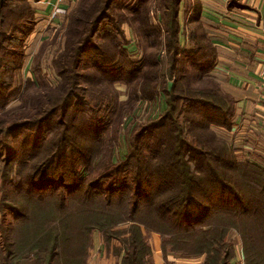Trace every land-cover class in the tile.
<instances>
[{"label":"rangeland","instance_id":"rangeland-1","mask_svg":"<svg viewBox=\"0 0 264 264\" xmlns=\"http://www.w3.org/2000/svg\"><path fill=\"white\" fill-rule=\"evenodd\" d=\"M27 1L34 11L32 29L21 40L20 47H17V54L13 55L15 66L8 71L4 69L0 71L4 76H7L8 83H10L8 88L0 89V103L4 102L5 99H10L9 104L0 106V142L6 137L7 146L11 148L22 146L21 150L18 151V156H14L15 163L24 164L28 156H30V159L34 158L35 163L44 159L43 174H46L47 177L61 175L62 179L52 185L41 184L39 186L35 185L36 188H34L26 184L25 180L20 184H18V181H15L17 184L13 183L12 178L5 181L0 173V206L3 204L2 197L4 196L7 199L4 206L0 207V248L11 243L13 247L11 251L13 252V249L15 250L18 247L21 253L22 247L28 245L31 248L24 249L22 254H29L30 259L35 261L39 254L35 251L26 252L25 250H32L35 246H45L47 249L44 252L43 263L50 249L47 233L54 229L57 232L58 239L60 235V240L59 247H54L56 255H53L54 263L52 264H80V257L82 256L85 259V264H120L119 252H117V246L115 247V245L122 244L121 238H123V241L127 239L129 231L135 229V227L141 230L148 244L149 242L150 245L152 244V237L155 235L160 239L161 244L160 234L154 231L149 232L145 226L151 228L156 224L153 220L156 205H152L151 202L157 193V188L167 187L176 181H181L180 172L176 169L171 170V167L176 165L175 159L180 161L179 157L182 159L184 155L185 158L189 159L191 152L188 153V151L191 146L209 149L211 145H216L213 142L217 138L226 140L220 132L222 131L220 127L213 124H210V128H212L213 134L216 135V139H213L211 134L212 140L210 139L207 132L208 123L209 118H214V115L209 112L212 111L209 106L207 105L205 108L202 104L194 105L191 101H188L191 97L205 99L209 97L206 103H210L211 101L214 102L212 99H215V96L213 98L203 96V94L210 93L209 89L212 87L211 80L213 79L204 77L199 79L195 73V67L187 61L184 52L192 48L189 46L190 44H186L188 41L185 39L189 31L194 32V40L198 38V33L204 31L206 18L202 19L201 9L204 6L205 8H208V6L217 7L222 4L223 0H177L180 1L179 17L182 24L178 35L179 42L182 44V48L186 47L177 55L166 47L167 38L170 37L168 35L170 31L168 22L170 12H163V7L169 6L168 0H154L156 2L150 0V19L153 24L160 25V29L155 35L148 32V38L144 37V33H138L141 27L140 22H132L130 19L133 18L130 16V12L124 10V7L127 8L138 0H120L117 1V4L114 3L115 5L111 9L113 20H120L121 15L130 17L125 18L128 21L122 25L124 28L123 38L126 37L124 42L130 41L128 44L129 49L138 48V52L135 51V58L140 57V59H143L147 55L153 57L154 54L157 58V65L151 71H146L148 76L151 74L156 77V74L161 70L165 74L171 60L176 62L173 64V69H171V75L166 76V80L163 78L160 85L159 82H156L159 85H157L158 93L153 97L147 96L145 98L140 93L136 96L131 95V91L128 89L134 83L128 85L124 81L128 74L127 68H111L109 66L107 70L110 68L111 70L107 76L113 79L112 84L96 83L99 77H95L96 72L91 69L96 61L101 60L97 58L93 48L89 49L86 53L88 58L85 57L84 59L86 65L78 69L83 79L76 82L79 91L82 93L81 102L83 105L78 108H69V111L74 109L69 112L70 114H76V118L81 119L72 121L73 125L67 133L68 136H71L70 140L67 141L73 140V143L81 141L82 144L86 142L87 146L79 148L77 151L70 146L71 149L64 153L57 162L52 157L54 153L52 155L42 153L39 144L35 145V148H31L30 142L36 132L34 128L20 130L23 131L20 133L12 131L8 133L6 126L17 122L16 120L23 117L32 115L34 112H39V109H42L45 105L49 107L55 100L58 102L61 99L60 96L69 87L68 80L64 81L63 84L59 83L61 78L57 77L55 72L62 70L64 73L67 70L64 50L67 48L66 43L69 38L67 36L71 29L68 15L77 6L78 0ZM158 1L160 2L158 6L161 15L162 13L166 14L161 16L162 20L160 17L159 20L154 12V8L158 7ZM192 7L195 11L200 12L199 17L192 16ZM55 8L64 9V12L60 13L58 17H51L50 13ZM2 15L5 19L10 17L7 10H4ZM108 37V32H104L102 35L98 34L95 36V43L101 45L107 41ZM155 40L158 41V45L155 44ZM172 46L174 45L172 44ZM15 48L16 45L13 49ZM60 57L64 59L62 69L54 65L55 59ZM7 58H10L8 54ZM171 88L174 91L175 99L172 102L174 107L171 110L172 113L168 116L166 115L167 97L164 89L169 91ZM217 90L220 91L218 87ZM105 97L109 98L107 100H110L111 103L107 109H104L101 103ZM18 102L20 104L15 107ZM39 104L45 105L38 108ZM88 108L92 112H89ZM204 115L206 116L204 117ZM63 118L60 111H56L49 116L41 127V134L44 132L42 136L49 135L52 130L59 127V122ZM65 118L67 122L70 119L69 114ZM215 118L219 119L217 114ZM172 122L174 125L171 124ZM4 127L6 128L4 129ZM81 133H84V135ZM178 135H180V140H178ZM81 136L85 137L80 139ZM158 141L165 142V146H160ZM145 142L149 143L144 146ZM0 146L3 145L0 144ZM142 146L144 148L142 156H140L139 147ZM158 150L163 155L162 161H159V164H161L160 171L163 175L158 176V178L151 174L147 176L145 170L151 166L152 161L143 153L148 155V151L157 152ZM2 152L4 151L2 150ZM236 155L239 159L241 158L240 153ZM39 156L40 158L37 159ZM193 157H195V160L192 163L197 167H201L202 157L199 156L198 158L195 154ZM2 159L0 158V165ZM244 159L250 163L247 158ZM204 168H208L206 163ZM126 169L130 170L135 181L137 178L138 180L140 178L146 179L144 185L141 184L138 188L139 195L145 193L146 196L139 199L138 206L140 208L133 215H131L130 208L132 206L134 184L131 181L126 183L127 180L121 177L123 172L127 171ZM108 171L114 172L106 177L105 174ZM114 176L117 178L116 181H120L119 184H111V179ZM237 177L240 178L239 174ZM218 185L219 183L215 184L212 189H207L208 187L204 189V192L209 196H213V198H216V196L223 197V202L214 200L213 206L224 213L216 218L219 214H217L216 209H213L211 214H215V216L211 217L209 221L227 222L228 224L240 226L249 232L252 225L253 230V225L257 224L251 223V221L258 222L259 217L251 214L250 211L255 209L258 212L261 209L258 193L248 191L243 185L237 183L238 186H234V188L237 189V192L242 193L240 194L241 197L244 195L246 199L237 206L229 194L218 190ZM223 193H225L224 196ZM249 193L254 194L255 200H249L246 197ZM15 202V207L22 216L9 210L11 205H15ZM253 216H255L254 220ZM176 221L179 222V220ZM231 231L230 239L235 245L234 248L241 253V261L244 264L243 243L241 246L235 231L233 229ZM105 232H108V234ZM83 243H86L84 253L81 250ZM251 248L258 251L259 255L262 254L264 259V241H260L258 237L251 244ZM239 253L238 255H240ZM174 256L175 258L187 257L192 259L200 256L204 258V254ZM150 261L154 264L153 256L150 257ZM195 261L197 260L195 259Z\"/></svg>","mask_w":264,"mask_h":264},{"label":"trees","instance_id":"trees-1","mask_svg":"<svg viewBox=\"0 0 264 264\" xmlns=\"http://www.w3.org/2000/svg\"><path fill=\"white\" fill-rule=\"evenodd\" d=\"M117 1L120 0H78L77 6H75L68 15L69 27H71V29L69 30V35L67 36L69 37L66 43L67 48L64 50L65 66L67 67V70L64 73L62 70L57 71L58 73L55 72L56 76L61 78L59 83L63 84L64 81L68 80L69 87L66 88L65 92L60 96L61 99L58 102L55 100L52 104H50L49 107H46L45 104H41L45 106H43L42 109H39V112H34L30 116L16 120L17 122L10 123L7 126L5 125L7 127L6 130L8 133H10V131L20 133L23 132L20 130H31L34 128L36 132L33 134L32 140L30 142L31 148H35L34 146L39 144L42 153H50L51 155L54 153L52 157L56 162L64 153L71 149L70 146H72L74 148L73 150L75 151L79 150V148L87 146L86 142L82 144L81 141L76 143H73V140L67 141L71 138V136H68L67 133L73 125L71 122L81 119L76 118V114H70L69 112L73 111L74 109L69 111V108H78L79 106L83 105L81 102L82 93L79 91V87L76 82L79 79H83L82 74L78 69L81 66L86 65L84 59L85 57L88 58L86 53L89 51V49L93 48L97 58L101 60L96 61L91 69L96 72L95 77H99V80L96 83H106L104 85H110L112 84L113 79L108 77L107 74L111 68H127L128 74L124 81L128 85L134 83L129 87L128 90L131 91V95L136 96L138 93H140L141 95L145 96V98L147 96L153 97V95L158 93L157 88L162 83V79L164 78V80H166L165 78L171 75V69H173V64L176 62L175 60H171V63L169 64L165 74L163 73V70L156 74V77L155 75L152 76L150 74L148 76L146 74V71H151L152 68L157 65V58L155 57V54L153 57L147 55V57L143 59H140V57L138 59L135 58V51L138 52V48L135 47L134 50L133 48L129 49L128 44L130 41L124 42L126 37L123 38L124 28L122 25L124 22L128 21V19L125 18L130 17L121 15L122 18L120 20H113L111 15V9L115 4H117ZM156 1L151 0V2ZM159 1L157 2V6L160 3ZM168 1L169 6L163 7V12H170V18L168 22L171 32L169 31L168 35L170 37L167 38L166 47L171 49L175 55H177L186 48H182V44L179 42L180 39L178 36L182 26L179 17L180 1ZM226 5L228 7H235L240 6L241 3L240 0H226ZM149 6L150 0H138L135 4L133 3L127 8L124 7L125 11L130 12V16L133 18L130 19L132 22H140L141 27L138 33H144L145 38H148V32L155 35V33H157V31L160 29V25L157 26L156 24H153L150 19L149 9H151V7L149 8ZM4 10L9 12V19L7 17L6 19L3 17L2 14H4ZM33 12L34 11L27 0H0V71L1 69L8 71L15 66L13 55L17 54V47H20L21 40L25 38V36L28 34V31L32 29L31 25L33 22ZM154 12L156 13L155 16L158 17L159 20L160 18L162 20L161 16L165 13H162L161 15L159 6L154 8ZM192 13L193 17L200 16V12L195 11L193 7L191 8V14ZM104 32H108L109 37L106 42L98 45L95 43V36L98 34L102 35ZM198 35V38L194 40V32L191 30L189 31L188 36L185 38L188 43H186V41L185 43L190 44L189 46L192 48L190 47L191 49H189V51H184L186 54L185 56H187V61H189L191 65L195 67V73L199 79L203 77L211 79L207 76V72L213 64L214 51L208 40L204 41L203 36L205 34L201 32L200 34L198 33ZM157 43L158 41L155 44ZM172 44L174 46H172ZM15 45L16 48L13 49ZM7 54L10 57L9 59H6ZM63 62L64 59L62 57L56 58L54 65L57 68L60 67L59 69H62L61 66ZM109 66H111V68L107 70ZM211 81L212 87L209 89L210 93L203 94V96H211L212 98L215 96V99L210 98L214 102L211 101L210 103H206L208 102L207 98L209 97H206V99L201 97H191V100L189 99L188 101H191V103L194 105L202 104L205 106V108L208 105L209 109L212 110L209 112L214 115V118H209L207 132L209 133V136L211 134L212 138L216 139V135L213 134L210 124L228 128L231 124L230 114L232 112V103L226 98L227 96L225 94L217 90V84L213 80ZM156 82H159V85L156 84ZM9 85L10 83H8L7 76H4L3 73H0V89H4L5 87L8 88ZM161 90L163 91L162 88ZM164 91L167 97L166 115L170 116L172 113L171 110L174 108L172 102H174L175 95L172 88L169 89V91L164 89ZM107 99L109 98L105 97L101 102L104 109H107L111 104L110 100ZM9 102L10 99H5L4 102L0 103V106H6L9 104ZM19 104L20 102H18L15 107H17ZM41 105L39 104L38 108H41ZM56 111H60L64 117L59 122V127L52 130L49 135L42 136L44 134V132L41 134V127L43 123ZM88 111L92 112L90 108H88ZM68 114L70 119H68L66 122L65 117ZM216 114L219 119L215 118ZM205 116L206 115H204V117ZM171 124L174 125L173 122ZM6 127H4V129ZM81 134L84 135V133ZM179 136L180 135H178V140H180ZM84 137L85 136H81L79 138L83 139ZM212 138L210 136L211 140ZM148 143L145 142L144 146H146ZM213 143L216 145H211V148L209 149H205V147L200 148L191 146L188 151V153L191 152V157L189 156V159H187V157L185 158V155L182 159L179 157L180 161L175 159L174 162L176 165H173L171 167L172 169H169H176L178 172H180L181 181H176L174 184L167 187L157 188V193L154 195L151 202L152 205H156L154 211L155 216L153 217V220L156 222V224L154 227L147 228L145 226V228L149 230V232L154 231L160 234V247L165 264H173L171 261L166 259V255L168 253L177 256H193L197 254H204L201 264H229L235 252V245L230 239V234L232 233L231 229H233L235 234L238 236L241 246L243 243L242 247L244 251V264H264L262 254L259 255L258 251L252 250L251 248V244L258 237L260 241H264V167H259L255 164L248 163L246 159H239L236 153H234L233 147H231L227 141L222 138H217ZM0 144L3 145L0 146V158L2 159L4 157L2 159V164L0 165V173L1 177L5 179V181L8 179L11 180L12 178L13 183L18 181V184H20L23 180H25L26 184L36 188L35 185H52L53 183H56L62 179L61 175H54L52 177L48 176V178L46 174H43L42 167L45 164L44 159H41L38 163H35L36 160H33L34 158L30 159V156H28V158L25 159L24 164L15 163L14 156H18V151L21 150L22 146L18 147L20 148L19 150L16 147L11 148L7 146L6 137H4V140L0 142ZM158 144L160 146L163 145V147L165 146V142L162 141H158ZM144 146L139 147L140 156H142V150ZM2 150L4 152H2ZM194 154L198 156V158L199 156L202 157L203 162L201 167H197L192 163L195 160V157H193ZM143 155L148 156L150 161H152L150 163L151 166L145 170L147 176L150 174L155 176V178L162 176L163 173L160 171L161 164H159V161H162L163 159L162 152H159V150L157 152L148 151V155L147 153H143ZM39 158L40 156L37 159ZM205 163L208 167L207 169L204 168ZM40 164L41 166L39 167ZM57 169H59V167H57ZM126 170L127 171H124L121 177H124L127 180L126 183L131 181L134 184L133 197L131 201L132 206L130 208L131 215H133L137 209L140 208L138 206L139 199L146 196L145 193L140 196L138 190L141 184L144 185V180L146 179L140 178L138 180L137 178L135 181L130 170ZM112 172L114 171H108L105 176L107 177ZM238 174L241 179L237 177ZM116 179L117 178L115 176L113 179H111L112 185L119 184L120 181H116ZM217 183H219L217 187L218 190L220 192L229 194L232 198V201H234L237 206H239L243 200L246 201L244 195L241 197L240 194L242 193L240 191L237 192V189L234 188V186H238L236 185L237 183L243 185L248 191H256L258 193L259 205L261 206V209L258 212H256L255 209L250 211L251 214H255L259 217L258 222L251 221V223L253 222L257 224L255 226L253 225V230L252 225L250 226L251 231L249 232L240 226L228 224L227 222L209 221L211 217L215 216V214H211L213 209H216L217 214H219L216 216V218L224 213L216 206H213L214 200L223 202V197L216 196V198H213V196H209L204 192L206 187H208L207 189H212ZM225 193H223V196ZM246 197L249 198V200H255L254 194L249 193L246 195ZM2 200L3 204L0 207H3L7 201L4 196L2 197ZM60 203L62 202L60 201ZM15 206L16 202L15 205H11L9 210H11V212H16L19 214V216H22L17 211L18 209H16ZM254 218L255 216H253V220ZM176 220H179V222ZM105 233L108 234V232ZM47 237L48 243L50 244V249L48 251L47 258L43 263L42 261L44 260L45 256L44 252L46 251L47 247H36L34 245L35 248L32 250H25L26 252L35 251L37 254H39L38 258L35 259V261H32L29 257V254H22L24 249H29L31 247H28V245L22 247L23 250L21 253L20 249L17 247V249H13L12 252L11 248L13 247L8 240L7 242L9 244L0 248V263H54L52 259L53 255H56V249L54 247H59L60 235L58 239L57 232L53 229L47 233ZM107 238L110 239L109 237ZM122 239L123 238H121L122 244L118 243V245H115V247L117 246V252H119L118 256L120 264H152L150 261V245L145 241V238L138 227H135V229H131L129 231L127 239H124V241ZM53 249L55 250L53 251ZM85 249L86 243H83L81 248L82 253L85 252ZM84 262V257H80V264H85Z\"/></svg>","mask_w":264,"mask_h":264},{"label":"crops","instance_id":"crops-1","mask_svg":"<svg viewBox=\"0 0 264 264\" xmlns=\"http://www.w3.org/2000/svg\"><path fill=\"white\" fill-rule=\"evenodd\" d=\"M240 3L228 7L223 0L217 7L204 6L200 11L202 19L206 18L204 41L208 40L214 51L207 76L232 103L230 126H219L222 136L242 159L264 167V87L258 77L264 61V0H240ZM150 248L154 264H165L156 235ZM238 253L235 249L229 264H243ZM166 259L173 264H201L203 256L175 258L168 253Z\"/></svg>","mask_w":264,"mask_h":264},{"label":"built area","instance_id":"built-area-1","mask_svg":"<svg viewBox=\"0 0 264 264\" xmlns=\"http://www.w3.org/2000/svg\"><path fill=\"white\" fill-rule=\"evenodd\" d=\"M64 9L61 8H55L51 11L50 15L51 17H58L60 13H63ZM262 36L264 37V29L262 31ZM258 77L261 82V85L264 87V61L260 64L259 71H258Z\"/></svg>","mask_w":264,"mask_h":264}]
</instances>
